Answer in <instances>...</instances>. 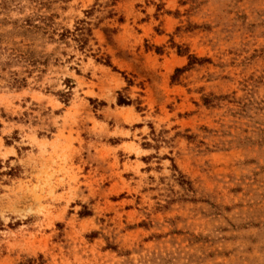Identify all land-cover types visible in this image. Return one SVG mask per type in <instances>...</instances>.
<instances>
[{
	"label": "rangeland",
	"instance_id": "obj_1",
	"mask_svg": "<svg viewBox=\"0 0 264 264\" xmlns=\"http://www.w3.org/2000/svg\"><path fill=\"white\" fill-rule=\"evenodd\" d=\"M0 264H264V0H0Z\"/></svg>",
	"mask_w": 264,
	"mask_h": 264
}]
</instances>
